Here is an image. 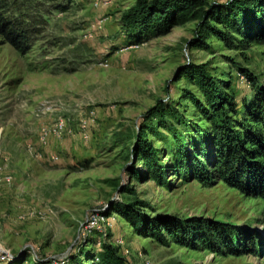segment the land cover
<instances>
[{
	"label": "rangeland",
	"instance_id": "rangeland-1",
	"mask_svg": "<svg viewBox=\"0 0 264 264\" xmlns=\"http://www.w3.org/2000/svg\"><path fill=\"white\" fill-rule=\"evenodd\" d=\"M1 1L28 49L0 37V264L86 263L104 243L129 264H264V201L176 169L177 138L197 143L204 127L190 97L205 99L184 71L202 66L225 84L242 120L264 87V43L235 35L228 46L202 16L146 39L122 23L137 0ZM229 1L205 0L204 10ZM142 127L166 168L161 181L135 150ZM122 201L150 218L234 227L248 247L232 255L144 238L117 212Z\"/></svg>",
	"mask_w": 264,
	"mask_h": 264
},
{
	"label": "trees",
	"instance_id": "trees-1",
	"mask_svg": "<svg viewBox=\"0 0 264 264\" xmlns=\"http://www.w3.org/2000/svg\"><path fill=\"white\" fill-rule=\"evenodd\" d=\"M1 2L0 37L5 38L16 50L25 53L28 49L26 41L10 27L1 13ZM205 5V0H137L136 5L124 13L122 23L128 31L139 32L144 38L150 39L168 33L192 17L202 16L206 19L204 25L228 46L235 45L234 42L238 41L236 36L242 37L243 43L251 39L264 43V0H231L225 4L212 5L208 10H204ZM210 22L215 23V26H211ZM205 30H201V39L204 38ZM200 41H197V46L205 45V42ZM184 74L198 83L205 99L202 101L193 95L190 97L204 127L198 132L197 143L190 140L183 143L180 137L177 138V172L201 184H210L214 178H219L247 197L264 201V87L257 88L252 103L246 107L243 119L239 120L235 97L222 88L225 84L213 78L202 66L186 69ZM250 80L256 83L253 78ZM155 109L151 112L155 113L158 110ZM159 110L164 111V108ZM135 150L144 160L148 174L161 181L166 168L158 161L157 151L148 142L143 127ZM132 173L135 177L141 176L135 169ZM136 207L135 201H122L116 209L144 238L163 240L164 235H167L179 245L193 243L196 246L200 242L213 251L225 248L232 255L239 253L237 249L240 245L245 249L248 247L243 242L245 237L234 227L199 220L183 222L171 217L150 218ZM106 216L109 217V213ZM85 260L87 264H129L120 249L109 243L102 244L100 254L91 257L86 255ZM25 261L17 257L5 263L24 264ZM86 263L79 257L73 259V264Z\"/></svg>",
	"mask_w": 264,
	"mask_h": 264
}]
</instances>
